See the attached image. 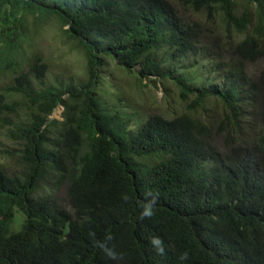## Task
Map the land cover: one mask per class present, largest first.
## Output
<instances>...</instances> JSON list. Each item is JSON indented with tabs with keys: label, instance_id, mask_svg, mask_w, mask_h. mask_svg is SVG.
<instances>
[{
	"label": "trees",
	"instance_id": "obj_1",
	"mask_svg": "<svg viewBox=\"0 0 264 264\" xmlns=\"http://www.w3.org/2000/svg\"><path fill=\"white\" fill-rule=\"evenodd\" d=\"M52 18L84 79L46 80ZM108 57L195 97L129 129L97 91ZM1 131L0 264H264V0H0Z\"/></svg>",
	"mask_w": 264,
	"mask_h": 264
},
{
	"label": "rangeland",
	"instance_id": "obj_2",
	"mask_svg": "<svg viewBox=\"0 0 264 264\" xmlns=\"http://www.w3.org/2000/svg\"><path fill=\"white\" fill-rule=\"evenodd\" d=\"M32 38L33 50L40 53L48 64L49 70L46 74L48 82H54L57 78L64 81L71 78L76 81L84 79L87 74L86 57L78 48L76 41L63 33V27L55 18L45 22ZM196 57L197 55H194V58L190 56L184 62L189 65L191 61L196 60L197 65L190 67L189 71L198 70L199 75L196 74V77H192L197 84L204 85L207 75L217 77V74L205 55ZM170 64L171 61L164 60L163 67L166 69ZM260 66L261 63H257L250 66V69L256 68L257 70ZM99 76L97 91L101 101L109 111L119 110L121 113L132 115L131 122L127 126L129 129H136L152 114L164 118L175 117L181 114L187 108L188 102L195 97L193 95L186 102L179 96L178 89L171 85L170 92L166 93L162 82L155 83L150 78L143 81L147 85H140L136 74L120 66L118 60L111 57H108L101 65ZM209 106L212 107L211 111L220 112L222 110L221 104L215 99L210 100ZM63 112L64 106L59 105L55 108L51 118L63 119ZM196 113L201 116L202 109ZM0 133L1 144L4 141V131ZM216 143L221 145V139L217 138ZM2 160V163L5 162L7 166L9 165L6 159L2 158ZM45 183L51 187L53 180L46 179ZM59 191L61 195L65 194L66 186H62ZM65 204L68 209H71V205L67 201Z\"/></svg>",
	"mask_w": 264,
	"mask_h": 264
}]
</instances>
